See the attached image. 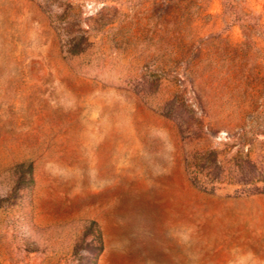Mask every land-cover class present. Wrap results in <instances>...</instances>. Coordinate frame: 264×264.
I'll return each instance as SVG.
<instances>
[{
  "label": "rangeland",
  "instance_id": "1",
  "mask_svg": "<svg viewBox=\"0 0 264 264\" xmlns=\"http://www.w3.org/2000/svg\"><path fill=\"white\" fill-rule=\"evenodd\" d=\"M0 264H264V0H0Z\"/></svg>",
  "mask_w": 264,
  "mask_h": 264
}]
</instances>
